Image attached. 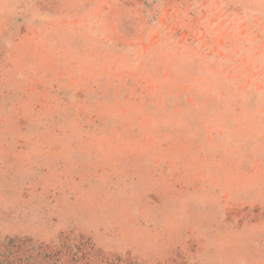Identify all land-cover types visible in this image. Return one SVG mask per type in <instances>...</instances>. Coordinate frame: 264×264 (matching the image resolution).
Segmentation results:
<instances>
[{
  "label": "rangeland",
  "instance_id": "374dc122",
  "mask_svg": "<svg viewBox=\"0 0 264 264\" xmlns=\"http://www.w3.org/2000/svg\"><path fill=\"white\" fill-rule=\"evenodd\" d=\"M0 264H264V0H0Z\"/></svg>",
  "mask_w": 264,
  "mask_h": 264
}]
</instances>
